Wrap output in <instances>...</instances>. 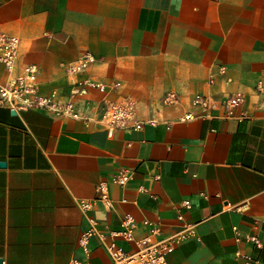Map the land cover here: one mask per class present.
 I'll list each match as a JSON object with an SVG mask.
<instances>
[{
	"label": "crops",
	"instance_id": "1",
	"mask_svg": "<svg viewBox=\"0 0 264 264\" xmlns=\"http://www.w3.org/2000/svg\"><path fill=\"white\" fill-rule=\"evenodd\" d=\"M0 34L20 39L14 73L35 64L42 94L66 96L65 64L90 52L96 61L79 77L108 90L91 89L79 111L132 98L142 123L109 133L41 108L0 106L1 264L83 263L89 216L104 235L90 239L89 264H110L104 244L135 249L115 235L125 214L139 222L137 237L150 228L144 220L163 235L190 225L168 264H243L237 252L264 264V0H0ZM9 77L0 63V82ZM170 92L177 102L164 101ZM197 94L218 104V116L185 119L201 112ZM231 95L243 100L221 117ZM123 171L128 182L111 183ZM100 182L114 208L83 210Z\"/></svg>",
	"mask_w": 264,
	"mask_h": 264
},
{
	"label": "built area",
	"instance_id": "2",
	"mask_svg": "<svg viewBox=\"0 0 264 264\" xmlns=\"http://www.w3.org/2000/svg\"><path fill=\"white\" fill-rule=\"evenodd\" d=\"M20 52V39L12 34H0V63L3 64L6 71L10 74L7 82H0V106L8 107L15 111H23L29 108H41L50 112L68 116L71 118H81L87 124H97L104 126L112 133L116 128H125L134 126L141 128L142 123L137 120V104L132 98H125L120 101H110L104 99L96 110L95 114H82L77 108V104L84 102L91 89H97L106 92L108 86L102 82L89 77H79L90 66L95 63V57L90 52L82 54L77 60L65 64V71L70 76L69 90L66 96L60 94L58 90H52L48 94H42L38 86V67L35 64L17 68ZM116 82L113 86H118ZM259 92L263 91L262 81L256 86ZM65 97V98H63ZM179 100L175 92L168 93L164 101L175 103ZM243 98L239 95H231L225 99L221 106L223 113L221 117H232L234 108L242 102ZM192 103L201 109L197 115L187 114L185 119L194 117H214L213 113L218 104L210 97L197 94L193 97ZM130 179V174L126 171L114 174L111 183L125 185ZM106 182H100L97 186L98 194L94 200H81L80 206L83 210H89L94 203H102L107 210L114 208L115 197L107 190ZM185 208H191L189 199L182 202ZM179 220L184 216L180 213ZM89 225L82 232L80 237V248L86 258L81 263L79 260H73L71 264H89L91 255L89 244L93 236L104 237L103 233L97 228V221L93 217H88ZM144 224H149L150 228L142 237H137L135 232L138 229L139 222L131 214H125L121 218L122 228L115 235L120 236L128 243H132L134 250L124 249L112 241L104 244L110 256V264H168L167 255L180 244L183 240L192 236V229L189 224L184 223V231L180 234L163 235L159 226L144 220ZM238 240V238H236ZM256 246H261L257 236L248 238ZM237 258L242 259L243 264H253L255 259L250 254L236 253Z\"/></svg>",
	"mask_w": 264,
	"mask_h": 264
},
{
	"label": "water",
	"instance_id": "3",
	"mask_svg": "<svg viewBox=\"0 0 264 264\" xmlns=\"http://www.w3.org/2000/svg\"><path fill=\"white\" fill-rule=\"evenodd\" d=\"M6 165L5 161H0V167H4ZM3 262L2 258H0V264Z\"/></svg>",
	"mask_w": 264,
	"mask_h": 264
}]
</instances>
